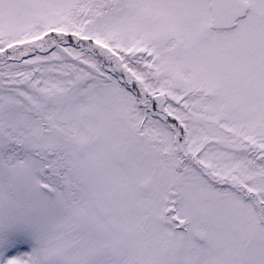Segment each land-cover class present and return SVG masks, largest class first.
<instances>
[{
    "label": "snow or ice",
    "instance_id": "6c2138e0",
    "mask_svg": "<svg viewBox=\"0 0 264 264\" xmlns=\"http://www.w3.org/2000/svg\"><path fill=\"white\" fill-rule=\"evenodd\" d=\"M0 264H264V0H0Z\"/></svg>",
    "mask_w": 264,
    "mask_h": 264
}]
</instances>
